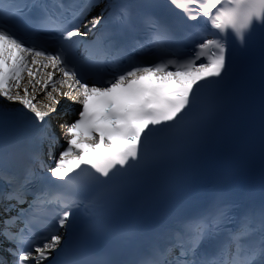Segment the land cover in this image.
I'll return each instance as SVG.
<instances>
[{"label": "snow or ice", "instance_id": "1", "mask_svg": "<svg viewBox=\"0 0 264 264\" xmlns=\"http://www.w3.org/2000/svg\"><path fill=\"white\" fill-rule=\"evenodd\" d=\"M168 5L179 14L125 0H0V126L29 141L26 155L0 149V264H56L77 212L187 150L219 111L228 38L247 46L264 28V0ZM81 46L111 72L89 71ZM64 101L79 110L62 112ZM131 264H264V208L218 198L177 216Z\"/></svg>", "mask_w": 264, "mask_h": 264}, {"label": "bare ground", "instance_id": "2", "mask_svg": "<svg viewBox=\"0 0 264 264\" xmlns=\"http://www.w3.org/2000/svg\"><path fill=\"white\" fill-rule=\"evenodd\" d=\"M98 11H99V10H98ZM96 14H97V12H96V13H93L92 15H96ZM92 15H91V16H92ZM91 16H90V17H91ZM90 17H89V18H90ZM75 105H76V104H75ZM13 107H14V105H13ZM61 138H62V135H61ZM44 157H45V159H46V160H45L46 163H52L51 160H50V158L48 157L47 154H45Z\"/></svg>", "mask_w": 264, "mask_h": 264}, {"label": "water", "instance_id": "3", "mask_svg": "<svg viewBox=\"0 0 264 264\" xmlns=\"http://www.w3.org/2000/svg\"><path fill=\"white\" fill-rule=\"evenodd\" d=\"M67 117H68L69 120L73 118V117L70 116V115H68ZM57 149H59V146H57Z\"/></svg>", "mask_w": 264, "mask_h": 264}]
</instances>
